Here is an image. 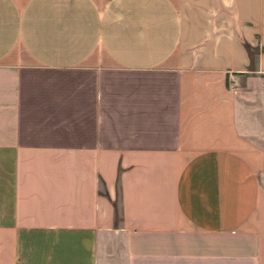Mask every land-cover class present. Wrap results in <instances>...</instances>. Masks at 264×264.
<instances>
[{"label": "crops", "instance_id": "1", "mask_svg": "<svg viewBox=\"0 0 264 264\" xmlns=\"http://www.w3.org/2000/svg\"><path fill=\"white\" fill-rule=\"evenodd\" d=\"M0 264H264V0H0Z\"/></svg>", "mask_w": 264, "mask_h": 264}, {"label": "trees", "instance_id": "2", "mask_svg": "<svg viewBox=\"0 0 264 264\" xmlns=\"http://www.w3.org/2000/svg\"><path fill=\"white\" fill-rule=\"evenodd\" d=\"M248 53H249V56H250V62H251L250 67L253 68V58L251 57V51L249 50V48H248Z\"/></svg>", "mask_w": 264, "mask_h": 264}, {"label": "rangeland", "instance_id": "3", "mask_svg": "<svg viewBox=\"0 0 264 264\" xmlns=\"http://www.w3.org/2000/svg\"><path fill=\"white\" fill-rule=\"evenodd\" d=\"M253 55H254V54L251 52V57H252V58H253Z\"/></svg>", "mask_w": 264, "mask_h": 264}]
</instances>
